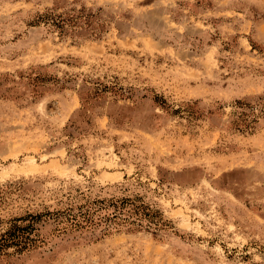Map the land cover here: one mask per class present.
<instances>
[{
  "label": "rangeland",
  "instance_id": "374dc122",
  "mask_svg": "<svg viewBox=\"0 0 264 264\" xmlns=\"http://www.w3.org/2000/svg\"><path fill=\"white\" fill-rule=\"evenodd\" d=\"M14 225L0 264H264V0H0Z\"/></svg>",
  "mask_w": 264,
  "mask_h": 264
},
{
  "label": "trees",
  "instance_id": "16d2710c",
  "mask_svg": "<svg viewBox=\"0 0 264 264\" xmlns=\"http://www.w3.org/2000/svg\"><path fill=\"white\" fill-rule=\"evenodd\" d=\"M110 205L113 207L115 213L113 218L115 220L134 226L135 229L141 228V223L143 221L151 223H153V221L160 223L161 221L160 218L158 219V216L161 217L160 214L153 212L149 207L143 204H138L136 200L120 199L115 200L113 203L110 202ZM80 216L82 218L81 221H76L75 219L71 220L72 227L82 228L83 225H92V214L89 211L82 213ZM40 217L41 216H38V218ZM28 229L27 226L22 228L14 225L11 227L0 237V251L11 246L17 247L19 252L25 249L32 241Z\"/></svg>",
  "mask_w": 264,
  "mask_h": 264
}]
</instances>
